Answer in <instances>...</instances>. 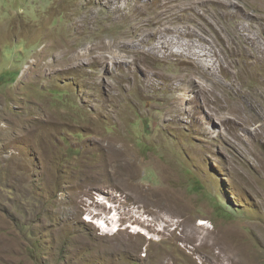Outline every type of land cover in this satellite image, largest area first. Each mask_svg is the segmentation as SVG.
<instances>
[{"label": "rangeland", "instance_id": "obj_1", "mask_svg": "<svg viewBox=\"0 0 264 264\" xmlns=\"http://www.w3.org/2000/svg\"><path fill=\"white\" fill-rule=\"evenodd\" d=\"M0 264H264V0H0Z\"/></svg>", "mask_w": 264, "mask_h": 264}, {"label": "bare ground", "instance_id": "obj_2", "mask_svg": "<svg viewBox=\"0 0 264 264\" xmlns=\"http://www.w3.org/2000/svg\"><path fill=\"white\" fill-rule=\"evenodd\" d=\"M90 52V50H84L83 51V53L84 54H88ZM99 60H101V63L104 65L105 63H107V58L106 57H104V56H102ZM116 62V61H115ZM81 64H83V63H81ZM81 64H79V65H81ZM120 64V63H119ZM105 66V65H104ZM190 81L194 84V86L193 87H195V88H197L198 86H197V84L195 83V81L193 80V79H190ZM201 88V87H200ZM202 89V88H201ZM237 118V117H236ZM239 118V117H238ZM167 202H169V204L168 203H166L169 207H170V210L172 211V213L173 214H177V213H181V209H179L178 208V206H176V203H174V202H170V200H167ZM166 204H165V206H166ZM169 209V208H168ZM206 223H207V221L205 220V219H201V222H199L198 223V225L199 226H202V227H205L206 226ZM209 226L210 225H208L207 226V230H208V232H210V230H213V231H215L214 229H211V228H209ZM204 229V228H203ZM225 238V237H224ZM212 241H213V244L212 245H210V247L212 248V247H214V246H220V245H222V243L224 242L223 241V238L222 237H220V236H218V235H215L214 236V238L212 239ZM226 241V240H225ZM227 242V241H226ZM227 244V243H226ZM227 246V245H226ZM223 247H225V245L223 244ZM230 249V248H229ZM235 252V251H234ZM233 252V253H234ZM237 252V251H236ZM235 252V253H236ZM237 254V253H236ZM235 255V254H234Z\"/></svg>", "mask_w": 264, "mask_h": 264}, {"label": "clouds", "instance_id": "obj_3", "mask_svg": "<svg viewBox=\"0 0 264 264\" xmlns=\"http://www.w3.org/2000/svg\"><path fill=\"white\" fill-rule=\"evenodd\" d=\"M47 48V46H45V48L44 49H46ZM111 218V217H110ZM112 220L114 221V218H112ZM106 221V220H105ZM106 223V222H105ZM111 226H113V222L111 221ZM130 226H132V225H130ZM107 227H109V224H107ZM101 229L103 230V231H105L106 233H108L110 230L109 229H107V228H104V227H101Z\"/></svg>", "mask_w": 264, "mask_h": 264}]
</instances>
